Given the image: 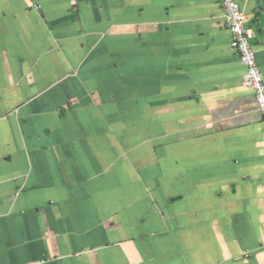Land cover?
Returning a JSON list of instances; mask_svg holds the SVG:
<instances>
[{
	"label": "crops",
	"instance_id": "0c3cea01",
	"mask_svg": "<svg viewBox=\"0 0 264 264\" xmlns=\"http://www.w3.org/2000/svg\"><path fill=\"white\" fill-rule=\"evenodd\" d=\"M264 79V0H236ZM219 0H0V264H264V129Z\"/></svg>",
	"mask_w": 264,
	"mask_h": 264
},
{
	"label": "built area",
	"instance_id": "2783aa9c",
	"mask_svg": "<svg viewBox=\"0 0 264 264\" xmlns=\"http://www.w3.org/2000/svg\"><path fill=\"white\" fill-rule=\"evenodd\" d=\"M222 18L230 34V49L237 54L245 74L242 85L254 93L257 109L263 118L264 129V79L256 60L253 48L245 28V14L236 0H219Z\"/></svg>",
	"mask_w": 264,
	"mask_h": 264
}]
</instances>
